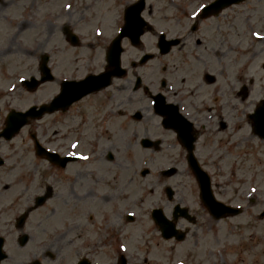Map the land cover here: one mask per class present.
<instances>
[{"label": "flooded vegetation", "instance_id": "af4514ba", "mask_svg": "<svg viewBox=\"0 0 264 264\" xmlns=\"http://www.w3.org/2000/svg\"><path fill=\"white\" fill-rule=\"evenodd\" d=\"M99 1L101 0H0V41L3 42L0 46V57L7 53L19 52L22 55L21 65L32 70L28 73L29 76L40 79L43 77L41 65L43 53H45L43 50L44 36L56 37L58 34L61 35L59 38L63 47H60L59 44L57 51H47L50 54L48 61L51 59L53 62V58L58 55L59 51L68 52L70 50L67 44L73 46L71 33L80 30L76 26L79 23L77 18L79 16L83 18L85 8L89 6V3H98ZM139 1L144 3L145 11H142L143 14L149 12L150 0H115L116 14L120 19L123 18L125 10ZM152 1L158 4L163 0ZM166 1L169 2L170 16L167 19V25H165V36L168 39H177L179 43L164 55L165 82H160L156 93L161 92L165 103L172 105L182 118L191 124L192 132L190 134L193 138L194 152L199 150L231 152L237 144L235 135L241 131L242 126L239 124L236 127V121L246 119L250 127L248 116L251 110L246 111L250 105V102L247 101L250 79L246 80V85L243 80L239 81L240 86L236 89L235 76L230 77V73L227 71L231 66L232 73V63L215 67L211 73L206 71L197 73L195 69L200 64L197 61L201 55L197 54L199 51L196 50L204 45V42L198 39L200 36L208 39L203 36L204 33L218 38L226 33L220 31V25H226L230 30V24L235 20L236 15L241 13L238 10L236 13V8H245L250 0ZM214 1L222 4V9H219L212 16H203L202 9ZM245 20H248L247 16H245ZM57 23L60 25H56ZM17 39L34 44V46L27 48L23 46V43L16 45ZM190 45L192 51H181L185 47L189 48ZM57 46L58 44L52 46L51 50ZM262 52L261 99L264 97V51ZM191 56L194 57L196 63L189 64ZM212 57L216 66H219L217 53L216 56L212 55ZM180 60L181 65L177 63ZM31 63H33L32 66L29 65ZM211 64H213L212 61ZM179 69L183 72H178ZM161 71L163 72V69ZM52 73L54 79L49 84H55L57 91L61 81L72 80L69 74L58 76L55 67ZM214 75L223 78L225 87L216 83L217 79ZM134 76H136L135 73ZM203 81L206 86L203 85ZM43 87L44 84H40L31 90L27 85L20 83L17 86L19 89L17 94L19 97L23 94L39 95L41 98ZM135 92L138 93V99L146 97L150 100L152 107L153 101L147 91L139 88ZM14 93L16 92L7 91V95L2 96V98ZM89 98L90 96L84 97L71 105L66 112H56L53 115V135L43 131L41 125L43 119L38 120L39 122L31 121L28 127L34 126L35 129L27 130L28 137L31 138L34 131L38 143L46 150L56 153L59 151L58 148L56 149L57 143L62 139L64 143L70 142V151L62 155H71V153L80 155L76 154L74 150L78 147L77 141L82 140L79 135L86 134L89 125L88 111L91 107ZM43 101L44 99L40 103ZM106 103L105 100H102L99 108H104ZM121 112L122 109L118 106H116L115 111L110 109L111 114L117 115ZM168 115L173 119L172 123L180 127L182 143L177 139L173 130L164 129L160 124V133L156 137L157 139L152 141V147L160 150L163 146L166 150L180 151L182 155L179 162L183 161L186 164L185 145H188L186 138L188 126L171 109ZM5 116L6 114L0 117V130L4 126ZM151 116L154 117V113L151 112ZM63 129L69 133L67 139L60 132ZM250 131L251 129H249L248 137L238 140V145L251 138ZM57 133L60 134V138L55 136V134L58 135ZM11 141H0V170L7 168L12 174L11 178H7L6 184L2 186L0 191V264H140L139 255L141 253L139 250H127L123 246L124 237L120 235V225L124 222L132 225L136 220L134 210L138 211L139 208L148 213V221L152 222L153 227L158 230L160 239L165 243L171 240L178 242L179 237H183L182 241H184L188 234V228L184 224L199 222L201 228L203 224L205 226L202 233H212L213 228L215 232L221 231V226H230L222 224H228L230 220L247 214L252 222L261 223V228L255 238V245L240 247L252 258L257 256L264 259V188L262 193H257V197L248 200V206L242 207L238 215L218 218H214L203 207L197 194L195 182L186 185L191 192V197L194 196L191 203V197L185 192L179 193V199L176 198L175 192L170 197H160L157 205L174 228L169 232L171 238H163L159 231L161 230L160 226L155 225L152 218L153 207L148 211L147 207L143 206L133 208L134 205L138 206L137 202L140 200L133 199L129 203V196L125 195V185L121 184L122 181L102 175V171L96 166L98 152L95 148L92 150L83 149L80 153L86 159L76 160L74 158L71 161V163L79 165L80 170L76 171L72 167L67 176L70 205L67 204L70 209V218L66 221L67 226L61 227L57 205L59 203H56L60 182L59 173L66 172L70 167L67 169L66 165L64 168H60L45 160L43 154L40 155L35 152L33 141L30 150L28 148L14 149V145L9 146ZM20 141L23 145L26 144L25 138ZM3 143H6L3 145L6 150L2 151ZM85 143L86 141H83L82 147ZM72 145L74 147H71ZM29 154L33 157L29 158ZM216 158L219 160V157ZM110 170L112 171V169ZM13 171L15 172L12 173ZM44 172L47 173V176L43 175ZM48 177L52 178V182L48 180ZM17 183L23 184V189L11 192L10 189L13 184ZM128 184L132 185V181L129 180ZM146 199L148 198L146 197ZM154 200L151 201V203L153 202L152 205H155ZM81 204H84L86 209ZM169 204L172 205L171 210L165 214L163 209H168ZM191 205L199 211L198 215H190L189 207ZM175 206L177 207L175 208ZM123 209L126 210V213H123ZM128 211L131 212L128 213ZM111 212L119 218H111ZM127 214L133 215L127 217ZM200 217L205 218L201 220ZM108 235L112 237L109 238ZM212 236L217 247L215 258L221 259L220 264H237V261L234 260H228L227 263L223 260L225 256L229 258L235 255L234 252L236 251L231 250L233 246L231 242L226 239L223 240L218 235L212 234ZM251 237H254L253 233ZM150 246L144 242L140 245L139 241L133 246L139 248L143 253L144 258L141 264L150 262L146 258L149 257L150 259L149 255L151 250L154 252V245ZM145 247L148 249L146 252L144 251ZM256 249L258 251H255ZM108 256L110 262L106 260ZM241 264H243V260H241Z\"/></svg>", "mask_w": 264, "mask_h": 264}, {"label": "rangeland", "instance_id": "374dc122", "mask_svg": "<svg viewBox=\"0 0 264 264\" xmlns=\"http://www.w3.org/2000/svg\"><path fill=\"white\" fill-rule=\"evenodd\" d=\"M115 0H101L98 3H89V6L85 8V13L82 16H79L77 19V27H80V30L77 33L81 37L80 45L68 51L69 61L71 62L70 68L65 63V54L64 51H59L58 55L53 58V62H50V66L55 67L58 75L62 76L63 74H69V77L79 78L88 71L99 70L103 65V45L100 44L102 41H107L109 37L115 34L117 30V24L119 22V16L116 14L114 9ZM169 2L163 0L158 4L150 0L149 3V12L145 13V16L150 19V22L155 26V28H165L168 21L167 19L170 16L168 5ZM241 11L240 14L236 15L235 20L230 24V30L226 25H220V31L226 32L225 34L214 38L210 34L204 33L203 36H206L208 39L199 37L200 41L204 42L202 47H199L196 51H199L197 54L201 55L197 63H200L196 67V72H209L211 73L215 67H220L222 64H233V70L231 73V66L227 69L230 73V77L235 76L236 80V89L240 86L239 81L243 80V83L246 85V80L250 79L251 90L248 95L249 100L252 102L249 109L253 108L254 104L260 99L261 96V83H262V71H260L259 63L261 61V51H264V43L257 40L258 37L264 35V0H250L246 4L245 8H236V13ZM245 16L248 17V20H245ZM56 25H60L57 23ZM160 30V29H158ZM99 33V35H97ZM226 36L224 39L223 37ZM61 35H56V37H46L43 39V50L47 51H57L60 47H63V44L60 40ZM18 41V40H17ZM23 46L30 48L34 44H29L26 41L22 40ZM41 43V42H40ZM154 43V38L149 34H146L142 39V48L131 49L127 46L126 54L123 56V62L125 66H128V62L131 59H134L141 55V50H149L153 52L152 48ZM3 44L2 40L0 41V46ZM17 45L18 43L15 42ZM58 44L57 47L51 50L52 46ZM13 47V46H12ZM67 47H70L67 44ZM181 51H192L191 45L183 48ZM48 53V52H47ZM218 55V65L216 66L215 61L212 55ZM24 57V56H23ZM68 57V56H67ZM22 55L19 52L16 53H7L0 57V117L6 114V111L9 108H19L23 109L30 106L34 102H39L43 99H47L53 95L56 91V85L45 84L40 96H32L23 94L18 96L15 85L17 84L18 79L30 73L32 70H28L26 67L21 65ZM202 61V62H200ZM211 61L213 64H211ZM68 62V60H66ZM163 63V59L156 58L146 63L144 67L138 68L137 74L142 78L143 82L151 87H156L158 81L160 80L159 68ZM182 64L181 60L177 62ZM196 63L194 57H190V63ZM30 66L33 63L29 64ZM67 69V70H63ZM203 70V71H202ZM178 72H183L179 69ZM126 78L116 80L113 84L106 90L105 95L99 93L97 96L91 97L93 102L91 104L90 110V123L86 129L87 141L89 145L85 147L88 149L90 144L93 143L91 132H97L102 135V140H100L95 146L96 152H99L102 148H110L114 145V142H117V149L113 150L115 154L116 164L122 165V167H115L111 163H107L105 159H102L101 162L105 165L103 168L101 165L96 163V166L99 170L102 171V175H112L115 172H119L121 177V184H126L127 179H134L132 185L125 186V190L128 193L129 199L128 202L131 203L133 199H143L147 197L142 191L143 185H148L152 178H159L160 170L163 168H155L160 165L172 164L173 159L176 154H180L175 151L161 150V151H144L138 147V139L144 137L145 135H156L157 130L153 124L157 123L156 118H153V124H149V120L144 119L140 122H135L132 119H128L129 115L133 110L140 109L143 112V115L148 113L150 110L145 109L148 107V100L138 99V96H134L131 93V87L133 83L132 73L128 71ZM215 76V75H214ZM216 77V83L220 84L222 87H225L224 80L222 77ZM204 82V81H203ZM203 85L206 86L204 82ZM159 86V85H158ZM259 86V88H258ZM204 87V86H202ZM207 88V87H206ZM158 89V87H157ZM14 91L16 93L6 98L2 96L7 95V91ZM108 91V92H107ZM249 92V91H248ZM104 97L107 99L106 107L107 111H110L112 108L115 110L116 106L122 109V116H115L109 119V123L106 128L97 126L96 115L91 113H96V107L104 100ZM247 109V111L249 110ZM54 117L46 116L41 121L43 131H46L49 135H53L52 129ZM35 127L30 126L25 128L16 138L12 140L10 145H14V149H31V141L28 137L27 130H34ZM112 129L111 132L108 130ZM42 131V133H43ZM64 131V129H63ZM55 134L57 138H60V134ZM248 127L244 125L242 130L235 135L236 142L238 140H243V138L248 137ZM26 140V144H22V139ZM69 141V140H68ZM67 143V141L65 142ZM64 141L60 139L58 141L59 151H63ZM2 151L6 150L3 148ZM27 145V146H26ZM200 161L202 162L205 169L209 172L215 195L218 199L229 203L231 205L237 206L241 205L242 207L248 206L249 197H257L258 192H262L264 188V141H259L255 137H251L248 140L243 141L236 149L231 152H224L223 150L219 151H208V150H199ZM2 155V153H1ZM21 155V154H20ZM29 158H32L30 154ZM149 158V170L151 176L147 177L146 180L136 179L135 173L147 167L144 164V160ZM216 157H219L217 160ZM153 159H155L153 161ZM180 159V157H179ZM19 161V159H17ZM22 161V160H21ZM208 165V166H206ZM177 171L167 178H161V180H166L172 184L176 189V198L179 199L180 192H185L188 196H192L187 184H192L193 180L190 177V173L181 166L180 162L176 165ZM72 167L76 171L80 170V166L75 164L70 166V168L62 173L60 172V182L58 184V200L56 203H59L60 209V225L63 227L66 225V221L70 218V209L68 211L69 197H68V186L69 181L67 176L71 171ZM108 169H112V173L108 174ZM13 171L12 173H14ZM31 174V173H30ZM39 174V173H38ZM149 174V175H150ZM11 173L7 168L0 170V191L2 186L6 184L7 178H11ZM44 176H47V173H43ZM118 174L114 175V178ZM138 178V177H137ZM48 180L52 182V178L48 177ZM24 187L23 184H13L10 189L11 192L22 190ZM255 192V193H254ZM163 195V192L160 191V188H156V194L151 197L148 201H139L138 206L134 205L133 208H139L140 206L147 207L151 203L152 199H155V205L158 204V196ZM253 197V198H254ZM194 200V197H191L190 203ZM1 202V201H0ZM123 204V203H122ZM70 205V203H69ZM84 209H86L84 204H81ZM124 205V204H123ZM172 205H168V209H163L165 214L171 210ZM190 215H198L199 211L191 205ZM130 209H132L130 207ZM131 212V211H128ZM123 213H126V210L123 209ZM135 221L132 225L131 223L126 224L125 222L120 225V235L123 236V246L127 250L138 249L141 253L140 261L143 262V253L139 248L133 247L139 241V244L142 245L143 242L150 246L154 245V252L150 253L149 257L146 258L147 261L150 260L148 264H220V260L215 258V251L217 247L214 244L212 234L218 235L223 238V240H228L233 245L231 250L235 255L227 258L225 255L224 261L234 260L237 261V264H264V259H260L257 256L251 257L248 253L240 246H253L256 244L255 238L258 235L261 223L252 222L251 218L245 214L234 220H230L227 227H222L221 231H214V228L211 230L212 233H202L205 229L203 224L202 228L198 223H188L184 224L188 228L187 238L181 242L168 241L165 243L160 239L158 230L153 227L151 221L147 219V212L141 210L140 208L134 210ZM113 219L119 218L113 215ZM205 217H200L204 220ZM199 219V218H198ZM197 219V220H198ZM196 220V221H197ZM118 225V224H117ZM215 228H217L215 226ZM232 228V229H231ZM254 234V237H251V234ZM109 238L112 236L108 235ZM115 240V237H113ZM150 249L151 246H150ZM144 251H148L145 247ZM255 251H258L256 249ZM148 255V254H147ZM109 261V256L106 259ZM106 263V262H104Z\"/></svg>", "mask_w": 264, "mask_h": 264}, {"label": "water", "instance_id": "95a60500", "mask_svg": "<svg viewBox=\"0 0 264 264\" xmlns=\"http://www.w3.org/2000/svg\"><path fill=\"white\" fill-rule=\"evenodd\" d=\"M112 51H119V48H118V41L116 40L113 44V48H112ZM101 81V80H99ZM86 82L82 83L81 85H84ZM55 102V101H54ZM25 120V119H24ZM24 122V121H23Z\"/></svg>", "mask_w": 264, "mask_h": 264}, {"label": "snow or ice", "instance_id": "6c2138e0", "mask_svg": "<svg viewBox=\"0 0 264 264\" xmlns=\"http://www.w3.org/2000/svg\"><path fill=\"white\" fill-rule=\"evenodd\" d=\"M97 35H99V33H97ZM86 159V158H85Z\"/></svg>", "mask_w": 264, "mask_h": 264}]
</instances>
